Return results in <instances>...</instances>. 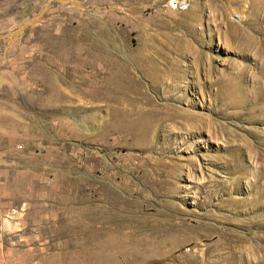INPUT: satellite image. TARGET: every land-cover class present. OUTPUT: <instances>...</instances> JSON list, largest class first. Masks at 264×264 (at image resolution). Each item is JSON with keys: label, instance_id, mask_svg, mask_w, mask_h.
Returning a JSON list of instances; mask_svg holds the SVG:
<instances>
[{"label": "rangeland", "instance_id": "374dc122", "mask_svg": "<svg viewBox=\"0 0 264 264\" xmlns=\"http://www.w3.org/2000/svg\"><path fill=\"white\" fill-rule=\"evenodd\" d=\"M0 264H264V0H0Z\"/></svg>", "mask_w": 264, "mask_h": 264}, {"label": "bare ground", "instance_id": "6f19581e", "mask_svg": "<svg viewBox=\"0 0 264 264\" xmlns=\"http://www.w3.org/2000/svg\"><path fill=\"white\" fill-rule=\"evenodd\" d=\"M182 5H186V3H183ZM197 7V6H196ZM191 11V10H190ZM143 98V97H142ZM143 101V100H142Z\"/></svg>", "mask_w": 264, "mask_h": 264}]
</instances>
